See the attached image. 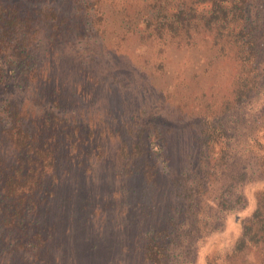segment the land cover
<instances>
[{
  "label": "rangeland",
  "instance_id": "rangeland-1",
  "mask_svg": "<svg viewBox=\"0 0 264 264\" xmlns=\"http://www.w3.org/2000/svg\"><path fill=\"white\" fill-rule=\"evenodd\" d=\"M16 2L29 56L0 102L19 103L53 164L24 228L0 224V264H148L147 234L173 221L175 264H264V222L256 243L233 251L264 199V136L247 137L264 124V80L252 103L235 107L241 72L227 48L201 30L157 38L155 0ZM225 116L228 157L200 142L207 121ZM19 156L0 127V168ZM179 176L197 195L185 221ZM221 198L226 207L216 206Z\"/></svg>",
  "mask_w": 264,
  "mask_h": 264
},
{
  "label": "trees",
  "instance_id": "trees-1",
  "mask_svg": "<svg viewBox=\"0 0 264 264\" xmlns=\"http://www.w3.org/2000/svg\"><path fill=\"white\" fill-rule=\"evenodd\" d=\"M154 3L156 11L150 26L157 38L189 35L192 30L213 33V41L220 45L219 50L226 53V47L227 53L240 68L241 75L231 103L239 109L252 103L264 80L261 71L264 67V0H155ZM18 6L20 5L16 0H0V95L7 94L4 91L7 84L16 82L20 75L18 70L25 67L22 58L29 56L30 25L28 19L19 14ZM25 118L27 114L21 113L15 99L5 105L0 102V127L7 133L14 150L23 155V158L19 156L7 170L0 168V224L4 227L8 225V228H24L25 220L35 211L37 195L43 189L42 182L46 171L53 164V148L51 150L49 143L43 141L38 132L37 137H33ZM229 124L231 123L227 116L223 120L207 121V125L200 132L201 145L207 150L218 144L221 155H224L230 149L229 140L233 137ZM231 128L233 131L234 128ZM259 130L263 137L264 124L252 128V133L247 137L259 134ZM262 147L259 163L264 162V145ZM220 159L223 160L222 157ZM238 176L225 175L221 191L229 190L228 182L235 181ZM243 177L244 175L242 179ZM261 180H264V173ZM187 182L186 176H179L175 180L174 194L183 202L181 205H185L184 209L178 210L181 221H185L196 209L197 195L191 188H184L188 185ZM227 204L221 198L216 206L221 208ZM263 219L264 199H261L255 203L250 218L244 222L243 232L235 242L233 251H239L261 238ZM172 223V229L167 232L147 234L144 258L148 264H175L172 256L167 253L179 233L176 223ZM251 223L259 224V229L256 227L253 233L249 226Z\"/></svg>",
  "mask_w": 264,
  "mask_h": 264
}]
</instances>
